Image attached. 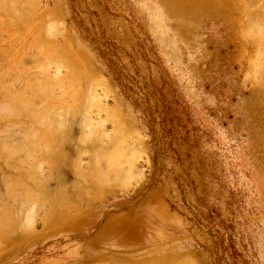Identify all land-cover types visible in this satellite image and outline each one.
Wrapping results in <instances>:
<instances>
[{
	"label": "rangeland",
	"instance_id": "374dc122",
	"mask_svg": "<svg viewBox=\"0 0 264 264\" xmlns=\"http://www.w3.org/2000/svg\"><path fill=\"white\" fill-rule=\"evenodd\" d=\"M251 2L0 0V104L11 89L50 111L15 117L10 92L0 144L40 131L42 149L63 123L67 157L51 169L38 146L1 144L0 264H264V0Z\"/></svg>",
	"mask_w": 264,
	"mask_h": 264
},
{
	"label": "bare ground",
	"instance_id": "6f19581e",
	"mask_svg": "<svg viewBox=\"0 0 264 264\" xmlns=\"http://www.w3.org/2000/svg\"><path fill=\"white\" fill-rule=\"evenodd\" d=\"M252 2H253V0H252ZM252 2H251V3H252ZM7 3H8V2H7ZM249 3H250V2H249ZM22 4H23V3H22ZM256 4H257V3H256ZM1 5H2V4H1ZM0 7H1V6H0ZM2 10H3V9H2ZM253 11H254V10H253ZM1 12H2V11H1ZM3 12H4V11H3ZM5 13H6V12H5ZM252 13H253V12H252ZM11 14H12V13H11ZM249 14H250V13H249ZM255 15H256V14H255ZM253 17H254V16H253ZM249 19H250V18H249ZM247 20H248V19H247ZM257 39H258V38H257ZM263 40H264V39H263ZM252 43H253V42H252ZM255 43H256V42H255ZM259 43H260V41H259ZM256 45H257V44H256ZM63 49H64V48H63ZM64 50H65V49H64ZM61 51H62V50H61ZM60 53H61V52H60ZM46 62H47V61H46ZM71 63H72V62H71ZM59 64H60V61H59ZM72 65H73V64H72ZM262 69H263V68H262ZM13 71H14V70H13ZM4 72H5V71H4ZM11 72H12V71H11ZM8 73H9V72H8ZM262 74H263V72H262ZM3 75H5V74H3ZM47 77H48V76H47ZM2 78H3V77H2ZM262 78H263V76H262ZM44 82H45V81H44ZM44 84H45V83H44ZM44 84H43V85H44ZM46 84H47V83H46ZM46 84H45V85H46ZM39 87H40V86H39ZM50 87H51V86H50ZM52 87H53V86H52ZM6 88H7V87H6ZM42 88H43V87L41 86V89H39V88H38V89H39L40 91H42ZM100 88H101V87H100ZM38 89H37V90H38ZM44 89H46L45 91H47V92H48V90H49L47 85L44 87ZM92 89H93V87H92ZM95 89H96V88H95ZM37 90H36V92H37ZM39 90H38V91H39ZM50 90H51V89H50ZM6 91H7V92H8V91L11 92V89H7ZM34 91H35V90H34ZM34 91H32V92H33V93H36V92H34ZM51 91H52V90H51ZM51 91L48 92V93H51ZM90 91H92V90H90ZM10 92L8 93V95L6 94L7 96L5 95V97H6L7 99H4V102H2V101H3V100H2V101H1V102H2L1 104H2V105L0 104V106H3V105L6 106V102H7V100H8L9 97H10V95H9ZM42 92H43V91H42ZM42 92H40V93H42ZM92 92H93V91H92ZM105 92H106V91H105ZM15 93H16V92H14V93L11 92V94H12L13 97L11 96L12 98L10 97V100H8V102H7V105H8V106L10 105V101H11V99L13 100V103H14V106L12 105V106H13V111H14V112L12 111V114H11V115H15V117H16V116H19L20 114H22V113L24 112V110L22 109V108L24 107L25 111L28 112V113H25V112H24L23 115L26 114V115H27L26 117H29L28 115H30L31 113H34L35 116H33V115H30V116L35 117L34 119H36V120H34V121H36V122H35L36 124H37V121H38L37 119L40 117V115H41L42 113H45L44 116L42 115V118L40 117V118L43 119V120L45 119V118H43V117H46V115H47V117H48V115H50V114H49L50 111L48 112V114H47V112H45V111H46V108L44 109L45 111H43V110H42L43 107H40V108H39V107H38V108L35 107L36 105H38V103H40V102L42 103V101H41L42 99H41V100H39L38 103L35 105V103H36V101H35V97H36V98H40V95H38V96H39V97H38L37 94H33V95L30 94L29 96H27V95L25 94L26 97H25V95H24V97L21 96V95H20V96L18 95V97H20V98H18L17 95H16ZM17 93H18V92H17ZM48 93L45 94V92H44V95H47ZM90 93H91V92H90ZM93 93H94V95H93L92 97L95 96V92H93ZM15 95H16V96H15ZM49 95H50V94H49ZM90 95H91V94H90ZM3 96H4V95H3ZM3 96H1L2 99H3ZM8 96H9V97H8ZM51 96H52V95H51ZM96 96L98 97L97 93H96ZM96 96H95V97H96ZM95 97H94V98H95ZM15 98H16V99H15ZM51 98H53V97H51ZM94 98H91V96H90V99L92 100V103H94V101H95ZM14 99H15V101L19 99L18 104H17V101H16V102L14 101ZM97 100H98V99H97ZM46 102H48V101H46ZM95 102H96V101H95ZM8 103H9V104H8ZM11 103H12V101H11ZM41 103H40V104H41ZM15 104H17L16 106L18 107V109L16 108ZM22 104H23V107H22ZM40 104H39V106H40ZM98 104H100L99 100H98ZM18 105H20V107H22V108H21L22 111H21V109H19V106H18ZM42 105L45 106L46 104L43 103ZM4 106H3V107H4ZM10 106H11V105H10ZM10 106H9V108H10ZM46 106H47V105H46ZM53 106H54V105H52V108H53ZM89 106H90V105H89ZM89 106H88V107H89ZM91 106H92V105H91ZM14 107H15L16 109H14ZM4 108H5V107H4ZM6 108L8 109V107H6ZM6 108H5V109H6ZM48 108H49V107H48ZM38 109H39V110H38ZM40 109H41V110H40ZM1 110H3V109H1ZM8 110H9V111L12 110V107H11L10 109H8ZM16 110H18V111H20V112H17ZM49 110H50V108H49ZM87 110H88V109H87ZM97 110H98V109H97ZM9 111H8V113H10ZM15 111H16L17 115H16ZM0 112H1L0 114H2L3 116L6 115V116H4V118L7 117V114H3L4 112L2 113V111H0ZM6 112H7V110H6ZM29 112H30V114H29ZM35 112H40L41 114H38V113L35 114ZM19 113H20V114H19ZM58 113H59V112H58ZM117 113H118V112H117ZM67 114H68V113H67ZM11 115H10V116H11ZM23 115H22V116L20 115V116H21L22 118L25 119V117H24ZM38 115H39V116H38ZM62 115H63V114H62ZM86 115H87V114H86ZM88 115H89V114H88ZM117 115H118V114H117ZM0 116H1V115H0ZM37 116H38V117H37ZM65 116H66V115H65ZM33 117H31L32 119H30V117H29V118H26V119H30V120L33 121ZM36 117H37V118H36ZM47 117H46V118H47ZM89 117H90V116H89ZM0 118L2 119L3 117H0ZM10 118H12V117H10ZM13 118H14V116H13ZM17 118H18V117H17ZM50 118H51V117H50ZM1 119H0V122L3 120V119H2V120H1ZM14 119H15V118H14ZM20 119H21V118H20ZM50 120H51V119H50ZM55 120H56V119H55ZM84 120H85V119H84ZM87 120H88V118H87ZM107 120H108V119H107ZM4 121H5V120H3V122H4ZM9 121H10V123H11V122L14 121V120H9V119H7V124H5V122H4V124H5V125H4V126H5L4 129H5V131H6L8 125H9L8 127L13 126V124L10 125V123H8ZM40 121H41V120H40ZM40 121H39L38 123H40ZM62 121H63V120H62ZM62 121H61V122H62ZM111 121H113V120H111ZM90 122H91V121H90ZM107 122H108V121H107ZM12 123H13V122H12ZM45 123H46V120H45L44 123H41V124H42V125L44 124L45 126H47V125H48L47 123H49V120H48L47 123H46L47 125H46ZM91 123H92V122H91ZM95 123H96V122H95ZM114 123H115V122H114ZM2 124H3V123H2ZM14 124H15V122H14ZM26 124H29V123H26ZM50 124H52V122H51ZM50 124H49V126H47V128H48V130H49L50 132H53V134H52V133H51V134L49 133V135L47 134V135H48V139H49L50 141L46 138V139H47V142L49 141L50 145H49L48 143H46L45 141H43V142L46 143V145H45V146H42V147H43L42 149H41L40 147H41V144L43 145L44 143H41V144H40V142L38 143V142H36V140H35V139H37V137L39 138L40 135H41L40 137H42V134H41L42 132L39 131L40 135H38L36 129H33V127L30 126V128H31L32 131L29 130L30 128L27 130V132H28V136H27V137L30 136L29 134H30L31 132H32L31 135L37 133V134H36V136H37L36 138L34 137L35 135H34V136L32 135V137L35 138L34 140H35V143H36V144L34 143V140H33L32 137H29L30 139L32 138L31 140H30V139H27V138H26V140H25V138L23 139V137H21V138H22L23 142H25L26 145H28V147H27L28 149H31V150L33 149V150L35 151V153H36V152H37L36 149L40 148V150H41V152H42L43 154L46 153L47 155H49V157H51V159H54L53 161H51V162H53V163L50 164V166L52 165V166H51V169H52V168L57 169L58 164H59V162H60L59 159H61V160H62L61 162H63V161L67 158L66 156H64V153H65L64 150H62V146H64L63 143H64V141H65V139H66V137H65V135H63V133H65L66 130H65V128H64L65 126L63 125V123H62L61 125H57V124H56L57 126H55V127H53V128H50ZM54 124H55V123H54ZM58 124H59V123H58ZM77 124H78V123H77ZM24 125H25V124H24ZM31 125H32V124H31ZM83 125H84V124H83ZM85 125H86V123H85ZM88 125H89V123L87 124V126H88ZM90 125H91V124H90ZM27 126H29V125H27ZM34 126H35V125H34ZM40 126H41V125H40ZM53 126H54V125H53ZM63 126H64V127H63ZM78 126H79V125H78ZM14 127H15V125H14ZM20 127H21V126H20ZM20 127H19V129H20ZM23 127H24V126H23ZM42 127H43V126H42ZM95 127H96V126H95ZM98 127H99V126H98ZM34 128H35V127H34ZM43 128H44V127H43ZM83 128H84V127H83ZM96 128H97V127H96ZM1 129H2V128H1ZM4 129H2V133H3V134H4V132H5V131L3 132ZM8 129H9V128H8ZM8 129H7V131H8ZM11 129H12V128H11ZM14 129H15V128H14ZM86 129H87V128H86ZM90 129H91V128H90ZM21 130L25 131L24 129H22V127H21ZM46 130H47V129H46ZM63 130H65V131L63 132ZM80 130H81V129H80ZM82 130H83V129H82ZM99 130H101V129H99ZM99 130H98V131H99ZM7 131H6V132H7ZM29 131H30V132H29ZM101 131H102V130H101ZM12 132H13L14 134H13V135L10 134V137L8 136V138L11 139V138L13 137L15 140L18 141V147H16V145H15L17 142H13L14 145H15V148H19L20 145H21V147H22V145H24L25 143L23 144V142H20V140H19L18 137L15 138L14 135H16V134H15L16 131L12 130ZM27 132H24V137H25V134H26ZM80 132H81V131H80ZM86 132H87V131H86ZM91 132H92V131H91ZM8 133H11L10 129H9V132H8ZM95 133H96V130H95ZM0 134H1V133H0ZM97 134H98V133H97ZM106 134H107V132H106ZM19 135H20V134H19ZM19 135H18V136H19ZM21 135H22V133H21ZM82 135H83V134H81V136H82ZM3 136H4V135H3ZM84 136H85V135H84ZM84 136H83V138H86V137H84ZM86 136H87V135H86ZM98 136H99V134H98ZM6 137H7V136H6ZM88 137H89V136H88ZM101 137H102V135H101ZM104 137H105V136H104ZM80 138H81V137H80ZM83 138H82V141H84ZM97 138H98V137H97ZM0 139H1V138H0ZM39 139H41V138H39ZM95 139H96V138H95ZM100 139H101V138H100ZM134 139H135V138H134ZM32 140H33V141H32ZM37 140H38V139H37ZM42 140H43V139H42ZM57 140H59L60 144L56 142ZM76 140H77V139H76ZM79 140L81 141V139H79ZM85 140H86V139H85ZM96 140H97V139H96ZM111 140H112V139H111ZM1 141H2V140H1ZM8 141L10 142V140H8ZM8 141H7V142H8ZM26 141H27V142H26ZM109 141H110V140H109ZM19 142H20L21 144H19ZM41 142H42V141H41ZM94 142H95V141H94ZM94 142H93V143H94ZM96 142H97V141H96ZM103 142H104V141H103ZM5 143H6L5 140H4V142H3V141L1 142V144H3V145L7 148V150H5V147H3V145H1V144H0V147L2 146L3 149H4L6 152H7L8 150H9V153H10L11 151L14 152V149H15V148H14V145L10 143V145H13V146H12L13 148H12V150H11V146L8 145L7 143L5 144ZM54 143H57V144L60 145V146H57V144H56V147H58V148L60 147V150H61V151L58 150V148H56V147L54 148V149H57V151H59L60 154H59L58 152H56V153L53 152L54 149L51 147V145H53ZM82 143H83V142H82ZM93 143H92V144H93ZM101 143H102V141H101ZM108 143H109V142H108ZM116 143H117V142H116ZM68 144H69V142H68ZM77 144H78V143H77ZM31 145H32L33 147H30ZM81 145H82V144H81ZM83 145H85V144H83ZM90 145H91V143H90ZM100 145H101V144H100ZM102 145H103V143H102ZM9 146H10V147H9ZM24 146H25V145H24ZM24 146H23L22 148H26V147H24ZM34 146H36V147L38 146V148H36V147L34 148ZM53 146H55V144H54ZM29 147H30V148H29ZM85 147H86V146H85ZM115 147H118V143H117V146L115 145ZM115 147H114V148H115ZM22 148H20L19 150L16 149V150H15L16 152H15L14 154H16V153L18 152V154L21 155L20 153H22L23 150H24V149H22ZM51 148H52V150H51ZM83 148H84V147H83ZM95 148H97V147H95ZM102 148H104V147H102ZM111 148H112V147H111ZM21 149H22V151L20 152ZM97 149H98V150L96 151L97 153H95V151L93 150V151H94L93 153L96 154V156L98 155V153H100V150H103V149H101V148H97ZM104 149H105V148H104ZM107 149H108V148H107ZM26 150H27V149L24 150V152H23L22 155H24V153H25ZM40 150H39V151H40ZM77 150H78V149H77ZM109 150H110V149H109ZM117 150H118V149H117ZM34 151H33V152H34ZM54 151H55V150H54ZM104 151H106V150H104ZM128 151H129V150H128ZM13 152H12V153H13ZM26 152H27L26 154H29L28 151H26ZM52 152H53V153H52ZM63 152H64V153H63ZM80 152L82 153L83 151H80ZM106 152H107V151H106ZM108 152H109V151H108ZM12 153H11L10 155H12ZM30 153H31V151H30ZM39 153H40V152H39ZM81 153H79V154H77V155H80ZM103 153H104V152H103ZM112 153H113V152H112ZM7 154H8V152H7ZM18 154H16V156H17ZM131 154H132V153H131ZM19 155H18V156H19ZM47 155H46V156H47ZM65 155H66V154H65ZM100 155H101V153L99 154V156H100ZM102 155H103V154H102ZM13 156H14V155H13ZM27 156H28L27 158L30 157V155H27ZM36 156H37V155H36ZM38 156H39V155H38ZM40 156H41V155H40ZM44 156H45V154L42 155L40 158H42V157H44ZM96 156H95V157H96ZM120 156H122V155H120ZM128 156H129V155H128ZM130 156H131V155H130ZM10 157H11V156H10ZM65 157H66V158H65ZM77 157H78V156H77ZM105 157H106V155H105ZM110 157H112V161H113V156H110ZM123 157H124V156H123ZM125 157H126V156H125ZM11 158H14V157H11ZM11 158H10V160H11ZM16 158H17V157H16ZM22 158H23V157H22ZM22 158H21V159H22ZM64 158H65V159H64ZM97 158H98V156H97ZM100 158H101V157H100ZM130 158H131V157H130ZM21 159L19 158L17 161L19 162V160H21ZM49 159H50V158H49ZM77 159L79 160V158H77ZM102 159H104V158H102ZM12 160H13V159H12ZM22 160H23V159H22ZM22 160L20 161L22 165H24V164L27 163V162H26V163L23 164V163H22ZM35 160H37V159H35ZM70 160H71V159H70ZM17 161H16V162H17ZM24 161H26L25 158H24ZM24 161H23V162H24ZM27 161H28V164H29V163H30V162H29L30 160H27ZM97 161H99V160H97ZM100 161H101V159H100ZM130 161H131V160H130ZM41 162H42V161H41ZM119 162H120V160H119ZM47 163H48V162H47ZM76 163H77V162H76ZM95 163H96V162H95ZM97 163H98V162H97ZM100 163H101V162H100ZM21 164H20V165H21ZM32 164H34V163L32 162ZM35 164H37V161H35ZM38 164H39V163H38ZM40 164H41V163H40ZM42 164H43V163H42ZM56 164H57V165H56ZM73 164H74V163H73ZM78 164H79V163H78ZM81 164H82V162H81ZM102 164H103V163H102ZM112 164H113V163H112ZM130 164H131V163H130ZM10 165H11V164H10ZM16 165H17V164H16ZM110 165H111V163H110ZM113 165H114V164H113ZM128 165H129V164H128ZM12 166L15 167V165H12ZM40 166H41V165H40ZM75 166H76V164H74V168H75ZM14 167H13V169H14ZM27 167H29V165H27ZM31 167H33V165H32ZM34 167H37V165H36V166L34 165ZM100 167H101V166H100ZM105 167H106V166H105ZM130 167H131V166H129V168H130ZM10 168H12V167H10ZM22 168H23V167H22ZM25 168H26V167H25ZM72 168H73V167H72ZM78 168H80V167L78 166L77 169H78ZM97 168H98V167H97ZM121 168H123V166H122ZM17 169H18V168H17V166H16V169H14V170L16 171ZM20 169H21V168H20V166H19V170H17V173H18V171H20ZM75 169H76V168H75ZM79 170H80V169H78L77 171L75 170L76 173H79V172H78ZM103 170H104V169H103ZM127 170H128V169H127ZM57 171H58V170H57ZM81 171H82V170H81ZM81 171H80V173H81ZM90 171H91V170H90ZM2 172H3V171H2ZM73 172H74V171H73ZM83 172H84V171H83ZM98 172H99V171H98ZM74 173H75V172H74ZM81 174H82V173H81ZM100 174H101V173H100ZM100 174H99V175H100ZM104 174H105V173H104ZM23 175H24L23 177L25 178L26 174H23ZM79 175H80V174H79ZM86 175H87V174H86ZM123 175H124V174H123ZM13 176H14V175H13ZM18 176H19V175H18ZM52 176H53V175H52ZM82 176H83V175H82ZM82 176H81V177H82ZM93 176H94V175H93ZM100 176H101V175H100ZM100 176H99V177H100ZM107 176H108V175H107ZM107 176H106V177H107ZM124 176H125V175H124ZM135 176H136V175H135ZM26 177H27V176H26ZM14 178H15V177H14ZM123 178H125V177H123ZM22 179H23V178H22ZM15 180H17V179H15ZM15 180H14V181H15ZM108 181H111V179H110V180L108 179ZM22 182H23V181H22ZM105 182H106V181H105ZM24 183H25V182H24ZM24 185H25V184H24ZM24 185H23V186H24ZM27 185H28V184H27ZM25 187H26V186H25ZM25 187H24V188H25ZM27 187H29V185H28ZM27 187H26V188H27ZM24 188H22V189H24ZM98 191H99V190H98ZM59 192H60V190H59ZM25 193H26V194H25ZM22 194H23V193H22ZM29 194H30V195H28V193L24 191V195H25L26 197L28 196V197L26 198V197L23 195V196L25 197V199H29V197L31 198L32 193H29ZM60 194H61V193H60ZM60 194H58V195H60ZM19 195H20V194H19ZM61 195H62V194H61ZM9 196H10V195H9ZM13 196H14V195H13ZM33 196H34V194H33ZM19 197H20V196H19ZM62 197H64V195H63ZM12 198H13V197H12ZM14 198H15V197H14ZM33 199H34V198H33ZM34 200H35V199H34ZM36 200H37V199H36ZM43 200H44V199H43ZM29 201H30V200H29ZM31 201H32V200H31ZM25 202H26V201H25ZM9 210H10V209H9ZM2 220H4V219H2ZM7 221H8V220L5 219V222H7ZM1 222H2V221H1ZM5 222H3V224H4ZM1 224H2V223H1ZM4 225H6V223H5ZM4 225H3V226H4ZM27 225H28V224H27ZM9 226H10V225H9ZM0 227H1V226H0ZM4 227H5V226H4ZM4 227H3V228H4ZM8 228H9V227H8ZM6 229H7V228H6ZM22 231H23V230H22ZM1 238H2V237H1Z\"/></svg>",
	"mask_w": 264,
	"mask_h": 264
}]
</instances>
